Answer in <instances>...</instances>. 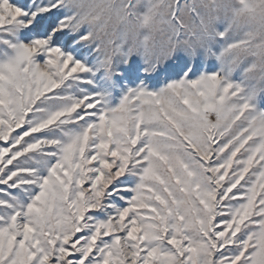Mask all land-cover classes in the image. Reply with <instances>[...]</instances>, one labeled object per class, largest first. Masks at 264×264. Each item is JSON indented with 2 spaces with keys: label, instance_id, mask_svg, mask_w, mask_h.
I'll return each mask as SVG.
<instances>
[{
  "label": "snow or ice",
  "instance_id": "snow-or-ice-1",
  "mask_svg": "<svg viewBox=\"0 0 264 264\" xmlns=\"http://www.w3.org/2000/svg\"><path fill=\"white\" fill-rule=\"evenodd\" d=\"M264 0H0V264H264Z\"/></svg>",
  "mask_w": 264,
  "mask_h": 264
},
{
  "label": "rangeland",
  "instance_id": "rangeland-1",
  "mask_svg": "<svg viewBox=\"0 0 264 264\" xmlns=\"http://www.w3.org/2000/svg\"><path fill=\"white\" fill-rule=\"evenodd\" d=\"M257 107H258L260 110H264V104H258Z\"/></svg>",
  "mask_w": 264,
  "mask_h": 264
}]
</instances>
